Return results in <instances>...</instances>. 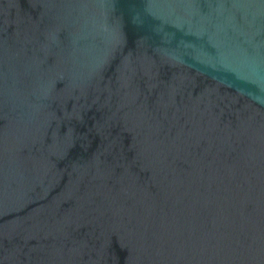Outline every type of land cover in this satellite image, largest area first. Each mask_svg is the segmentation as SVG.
<instances>
[{"label": "water", "instance_id": "obj_1", "mask_svg": "<svg viewBox=\"0 0 264 264\" xmlns=\"http://www.w3.org/2000/svg\"><path fill=\"white\" fill-rule=\"evenodd\" d=\"M0 264H264V0H0Z\"/></svg>", "mask_w": 264, "mask_h": 264}]
</instances>
